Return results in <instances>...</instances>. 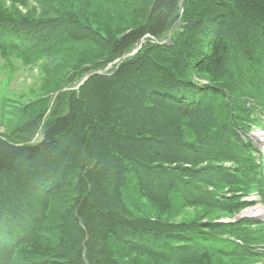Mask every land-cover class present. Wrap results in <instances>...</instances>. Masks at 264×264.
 <instances>
[{"label":"trees","instance_id":"16d2710c","mask_svg":"<svg viewBox=\"0 0 264 264\" xmlns=\"http://www.w3.org/2000/svg\"><path fill=\"white\" fill-rule=\"evenodd\" d=\"M102 1L133 21L118 39L69 17L0 19L4 55L62 43L106 52L0 136V264H122L115 246L162 264H264L263 224H166L127 207L130 192L225 214L264 198L249 138L264 118V0Z\"/></svg>","mask_w":264,"mask_h":264},{"label":"rangeland","instance_id":"374dc122","mask_svg":"<svg viewBox=\"0 0 264 264\" xmlns=\"http://www.w3.org/2000/svg\"><path fill=\"white\" fill-rule=\"evenodd\" d=\"M125 13L126 9L110 7L102 0H0V19L2 20L33 23L69 17L90 25L104 37L111 39L120 38L132 28L133 21ZM64 47L62 43L50 49L43 48L38 53L23 56L0 53V136L9 137L14 130L27 123L28 119L42 113L52 100L53 92L65 85V79L74 71L86 68L88 63H93L106 54L105 51L89 43L72 45L65 49ZM55 49L63 51L58 55ZM191 80L201 85L210 83L206 76L197 74H193ZM262 119V124L259 123L253 127L249 134L250 140L256 145L261 155L264 154V138H259L258 141L254 136L261 134L264 137V118ZM186 136L187 140L193 141L189 133H186ZM254 157L259 163L260 157L258 155ZM127 199L130 213L143 220L200 227L208 223H236L247 219L264 225V218L241 216L250 208L264 206V198H261L257 192H252L245 197L243 201L249 203L245 210L232 214L209 212L201 207H187L179 200H173L165 207H158L135 196L133 192L127 195ZM54 239L56 241L57 237L55 236ZM54 239L47 238V241L54 244ZM111 248L122 264H162L127 253L118 246ZM209 264L241 263L228 257Z\"/></svg>","mask_w":264,"mask_h":264},{"label":"bare ground","instance_id":"6f19581e","mask_svg":"<svg viewBox=\"0 0 264 264\" xmlns=\"http://www.w3.org/2000/svg\"><path fill=\"white\" fill-rule=\"evenodd\" d=\"M254 137L257 140L259 138L260 139L264 138L263 135H261V134H259L257 136L255 135ZM241 216L250 217V218H258V219L264 218V206L259 205V206H256L254 208H250V209L244 211Z\"/></svg>","mask_w":264,"mask_h":264},{"label":"water","instance_id":"95a60500","mask_svg":"<svg viewBox=\"0 0 264 264\" xmlns=\"http://www.w3.org/2000/svg\"><path fill=\"white\" fill-rule=\"evenodd\" d=\"M143 43H144V41H142V42L140 43V46H139V47H138L133 53H131L130 55L125 56V58L136 55L137 52L140 50L141 45H142ZM109 68H110V67H109ZM109 68H108V69H109ZM104 72H106V70H104L103 72H98V73H93V74H91V75H88L87 77H85V79L81 82V84H80L79 86H81V85H82L86 80H88L89 78H91V77H93V76L101 75V74L104 73Z\"/></svg>","mask_w":264,"mask_h":264}]
</instances>
